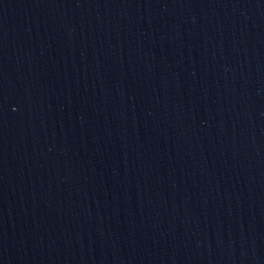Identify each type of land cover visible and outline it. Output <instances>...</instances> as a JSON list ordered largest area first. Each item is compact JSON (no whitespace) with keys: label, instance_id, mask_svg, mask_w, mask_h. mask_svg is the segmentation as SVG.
Instances as JSON below:
<instances>
[{"label":"water","instance_id":"95a60500","mask_svg":"<svg viewBox=\"0 0 264 264\" xmlns=\"http://www.w3.org/2000/svg\"><path fill=\"white\" fill-rule=\"evenodd\" d=\"M0 264H264V0H0Z\"/></svg>","mask_w":264,"mask_h":264}]
</instances>
